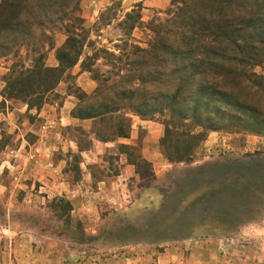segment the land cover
Listing matches in <instances>:
<instances>
[{"label":"rangeland","instance_id":"1","mask_svg":"<svg viewBox=\"0 0 264 264\" xmlns=\"http://www.w3.org/2000/svg\"><path fill=\"white\" fill-rule=\"evenodd\" d=\"M175 6L68 0L0 50V264H264V125L199 143L195 127L166 133L168 69L149 75L144 51ZM67 28L78 63L43 96L9 97L20 73L59 65ZM156 86L150 109L133 104ZM97 89L106 103L92 109Z\"/></svg>","mask_w":264,"mask_h":264},{"label":"trees","instance_id":"2","mask_svg":"<svg viewBox=\"0 0 264 264\" xmlns=\"http://www.w3.org/2000/svg\"><path fill=\"white\" fill-rule=\"evenodd\" d=\"M66 2L1 0L0 50L10 48L29 36L33 27L43 25L49 7ZM171 4L176 5V12L168 25L155 26L154 43L144 51L150 54L149 63L154 67L149 75L162 76L168 69V90L173 89V94L167 95L168 100L165 105L161 102L164 106L159 109L160 113L168 114L166 133L172 132L171 126L195 127L199 132L191 131L190 137L199 143L208 131L230 129L239 122L245 121L248 128L257 123L264 125V75L254 71L264 62V0H171ZM67 33V40L56 51L59 65L37 63L20 73L10 83L19 85L20 93L13 95L11 90L9 97L43 96L62 81L67 68L78 63L83 48L81 39L71 29L67 28ZM144 61L141 56L139 64L148 65ZM142 80L145 79L142 77ZM153 82L163 84L160 79ZM159 88L141 93L133 104L139 102L140 106L150 109L152 95H157ZM125 91H122L124 96ZM100 94L97 89L87 103L92 105L87 107L104 106L105 97ZM132 94H127L129 100ZM116 104L110 107L116 108ZM105 113L103 109L74 116L87 119L103 117ZM166 140L165 137L163 142Z\"/></svg>","mask_w":264,"mask_h":264},{"label":"crops","instance_id":"3","mask_svg":"<svg viewBox=\"0 0 264 264\" xmlns=\"http://www.w3.org/2000/svg\"><path fill=\"white\" fill-rule=\"evenodd\" d=\"M146 8H164L171 3V0H143Z\"/></svg>","mask_w":264,"mask_h":264}]
</instances>
